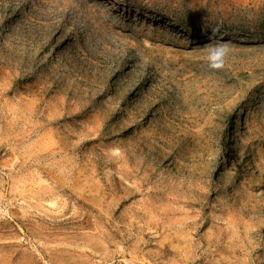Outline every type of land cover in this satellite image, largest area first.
Segmentation results:
<instances>
[{
	"label": "rangeland",
	"instance_id": "obj_1",
	"mask_svg": "<svg viewBox=\"0 0 264 264\" xmlns=\"http://www.w3.org/2000/svg\"><path fill=\"white\" fill-rule=\"evenodd\" d=\"M0 264H264V0H0Z\"/></svg>",
	"mask_w": 264,
	"mask_h": 264
},
{
	"label": "clouds",
	"instance_id": "obj_2",
	"mask_svg": "<svg viewBox=\"0 0 264 264\" xmlns=\"http://www.w3.org/2000/svg\"><path fill=\"white\" fill-rule=\"evenodd\" d=\"M216 30L213 29V33ZM212 39V37H210ZM232 49L229 44L224 42H215L209 46L206 56L209 67L213 70H222L226 67L231 56Z\"/></svg>",
	"mask_w": 264,
	"mask_h": 264
}]
</instances>
